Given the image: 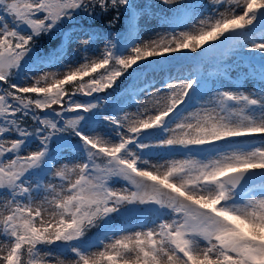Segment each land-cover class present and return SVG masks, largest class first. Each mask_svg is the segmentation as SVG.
<instances>
[{"label": "snow or ice", "instance_id": "6c2138e0", "mask_svg": "<svg viewBox=\"0 0 264 264\" xmlns=\"http://www.w3.org/2000/svg\"><path fill=\"white\" fill-rule=\"evenodd\" d=\"M97 9L115 12L110 27L123 9L129 35L73 67L64 49L79 37L65 27ZM171 11L175 27L141 42L134 0H0V264H64L52 245L72 264H264V0ZM80 32L86 51L99 34ZM41 37L60 42L41 52ZM182 50L259 53L260 87L209 88L192 73L158 87L148 70ZM121 77L138 83L109 110L113 94H99ZM145 96L152 107L141 110ZM102 123L114 135H94ZM133 215L152 219L119 236L115 221Z\"/></svg>", "mask_w": 264, "mask_h": 264}, {"label": "rangeland", "instance_id": "374dc122", "mask_svg": "<svg viewBox=\"0 0 264 264\" xmlns=\"http://www.w3.org/2000/svg\"><path fill=\"white\" fill-rule=\"evenodd\" d=\"M136 3H139L142 0H134ZM151 1V4L153 7H156L157 9H159V3L158 0H149ZM121 17L119 19V26L120 29L119 30H115V29H108V28H104L102 25L96 24L94 22H92L91 20L83 23L80 22L79 20H75L73 22V24L68 25V27L65 29V31H67L69 28H75V34L76 36L79 37V39L77 40L78 45H75V43L71 44L70 46H66L64 49V53H65V58L68 62H70V64L75 67L78 66L79 63L84 62L83 61V57L85 55H87V57L90 60V56L95 55L96 58L100 57L101 52L103 51V49L105 48V44L107 43V39L106 38H111V40L113 42H115L119 36V38L121 40L126 39L129 35V27L132 24L133 21H130L128 19V17L123 13V9H121ZM147 19H149V21L151 22L152 26L160 28L161 30H157L158 33H167L170 31V29L172 27H175L174 24V13L172 12L169 16H164L159 12L156 11H152L148 16ZM145 20V19H144ZM143 21V20H142ZM148 23H145L143 25L140 26H147ZM80 29H86L95 33H98L99 36L96 39L95 43H90L89 45L86 46V51H85V47L81 45L80 41L87 39L86 36L83 35L82 32H80ZM181 30H184V27H178L176 28V31L179 32ZM118 34V36H117ZM60 42V39H58L53 45H49L48 47H46L44 50H40L41 52H45L47 50L52 49L53 47H55L56 45H58ZM71 49V54L68 53V49ZM200 52H203V49L199 50ZM248 54L249 57V64H245L243 62V59L240 55H233V60L237 61L240 65L241 68L243 70H247L251 68V65H256V67H259V53H246ZM69 55V57H68ZM171 55V59L165 60L160 66L156 67L155 71H160L161 69H166V68H172L175 66H178L179 63H181V61H185L187 66L186 68L181 69L179 72L182 74L184 69H188L194 67L195 69L198 68V73L200 72L201 76H203V70L200 69V66H205L207 67V65H210L211 63L216 62L219 58H222L223 56H220L217 53H209L208 55H205L203 58H201L200 56H198L196 53H191L190 50H185L182 54H176V53H172ZM252 56H255V59H251ZM195 57V58H193ZM150 59H160V58H150ZM143 63V62H142ZM59 67V66H57ZM214 67H212L213 69ZM210 69V68H209ZM56 67H51V68H42L38 71V73L36 74L35 77H33L32 79L27 81V85H31V83L34 82L35 78H38L39 75H42L44 72H50V71H56ZM178 72V74H179ZM148 74H149V79H152L153 76V70L150 68L148 70ZM180 75V74H179ZM156 77V76H155ZM154 77V79L156 80V78ZM134 83H138L134 80H129L126 79L124 80V82L121 84L119 89H116V93L110 98L111 103L109 102H104L105 106L111 110L112 108V104L116 103L117 101L119 102H126L127 101V96L125 94V89L126 88H130ZM82 98H80L79 100L81 101H87V100H91L93 99V97H84L81 96ZM140 108L141 110H143V106L142 103H140ZM128 113L130 116L135 115L136 113V108L135 107H130L127 109ZM75 115L74 113H71L68 116H72ZM121 115H123V113H121ZM101 120H103V117H101ZM111 128L112 126L108 125L107 123H102L96 126V131L94 133V135H101V136H112L114 135L111 132ZM11 138H15V135L13 134V136ZM38 147V142H34L33 144H31L30 146V150H35ZM53 148L56 147V145H52ZM159 156V155H154L151 158V163L154 164V157ZM161 158V157H160ZM177 158H181V157H177ZM160 160H163L162 158ZM121 183H123L121 181ZM254 185H259V183L254 184ZM119 186V185H117ZM152 218L151 217H141L139 215H133L131 217L128 218H123V219H118L117 221H115V223L117 225H122L123 226V231L119 233V236H124V235H131L133 232L139 230V224L143 223V224H150V220ZM119 238V237H117ZM112 240H106L105 243H111ZM102 250L101 248H93L92 251L96 252ZM51 252L53 254H57L56 255V259L57 260H62L64 261V264H72V261L74 260V254L71 252L68 253H60L58 254V249L55 247L51 248Z\"/></svg>", "mask_w": 264, "mask_h": 264}, {"label": "bare ground", "instance_id": "6f19581e", "mask_svg": "<svg viewBox=\"0 0 264 264\" xmlns=\"http://www.w3.org/2000/svg\"><path fill=\"white\" fill-rule=\"evenodd\" d=\"M156 1V0H155ZM190 0H174L171 4H165L163 3V0H158L159 3V9L156 7H153L151 4V1L149 0H142L139 3H134L137 5V8L140 10V14L137 17L135 23L139 25L140 28V39L141 42H146L151 40L152 38L156 37L157 30H161L160 28L157 29V27L152 26L149 19H147V16L152 12L156 11L164 15L169 16L172 13V9H175L179 6L181 3H189ZM204 3H209V0H203ZM145 19V20H144ZM143 20V21H142ZM133 23V22H132ZM145 23H148L147 26H140ZM183 27V25H181ZM130 28V27H129ZM184 30H189L188 28H184ZM78 45L76 42L74 44ZM185 50H182L179 53L176 54H182ZM68 53L71 54V49H68ZM69 57V55H68ZM243 59V62L245 64H249V57L248 54H245L241 56ZM96 58L95 55L90 56V60ZM187 64L185 61H181L178 66L172 67V68H166L161 69L160 71H154L153 76L156 78V80H153V83H155L158 87L162 84L164 80H167L169 76L171 77H187L190 73L192 74H200L198 73V68L195 69L194 67L188 69H184L183 73L181 74L179 71L183 68H186ZM212 67H214L212 69ZM210 68V69H209ZM203 70V77L208 81V87L213 88L215 87H222L225 89H234V87H242L245 91H252V90H258L260 87V77H259V71L258 67H256V71H253L252 67L250 69L243 70L241 68V65L233 60V53L232 52H226L222 58H219L216 62L211 63L210 65L200 66L199 70ZM179 72V74H178ZM225 72L228 73L227 76H225ZM173 84H177L182 82L179 79H173L170 81ZM153 92H155V88L153 89ZM156 97H153V100H155ZM140 103H142L143 108L145 107L146 103L147 106L151 109L152 104L151 102H148L147 96L145 98L140 100ZM248 139H256L257 142L258 138H248ZM160 156L154 157V164L163 163V160H160Z\"/></svg>", "mask_w": 264, "mask_h": 264}, {"label": "trees", "instance_id": "16d2710c", "mask_svg": "<svg viewBox=\"0 0 264 264\" xmlns=\"http://www.w3.org/2000/svg\"><path fill=\"white\" fill-rule=\"evenodd\" d=\"M97 15H95L94 17H89L86 14H81L80 16H78L76 18V20H79L80 22L86 23L88 21H92L96 24L102 25L104 28H108V29H115V30H119L120 26H119V22L118 21H114L112 26H109V21L113 19L115 12L114 11H109L106 14H99L100 10L97 9ZM122 14V12H121ZM68 27V25L65 27V29ZM59 39V37L56 40L53 41H49L47 37H41L37 40V47L40 50H44L46 47H48L49 45H53L57 40ZM131 71V70H129ZM87 79V78H85ZM125 77H121L118 81H117V85H119V87H115L114 89H109L106 93H101L99 94L101 97L108 95L109 93H112L113 95L116 93V89H119L121 86V81L124 82ZM82 98L81 96L76 97V99H80ZM57 107L58 106H54ZM51 111V110H49ZM71 113H67L66 115H70ZM26 125L30 128H34L36 125L31 121L30 118H26ZM97 231V229H93L91 233H89V236H92L95 232ZM59 243V242H58ZM52 247L57 248V245H52ZM58 249V248H57Z\"/></svg>", "mask_w": 264, "mask_h": 264}, {"label": "water", "instance_id": "95a60500", "mask_svg": "<svg viewBox=\"0 0 264 264\" xmlns=\"http://www.w3.org/2000/svg\"><path fill=\"white\" fill-rule=\"evenodd\" d=\"M257 183H259V181H255V182H254V184H257Z\"/></svg>", "mask_w": 264, "mask_h": 264}]
</instances>
